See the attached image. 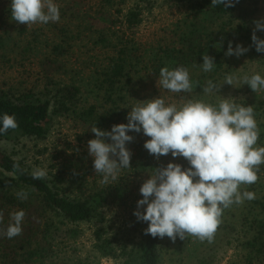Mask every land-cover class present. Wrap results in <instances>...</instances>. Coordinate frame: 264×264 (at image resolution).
Listing matches in <instances>:
<instances>
[{"label":"trees","instance_id":"16d2710c","mask_svg":"<svg viewBox=\"0 0 264 264\" xmlns=\"http://www.w3.org/2000/svg\"><path fill=\"white\" fill-rule=\"evenodd\" d=\"M130 1L68 0L59 8L60 20L48 24L49 32L54 34L53 45L40 52L37 44L41 40L36 35L18 53L22 68L23 62H33L37 54L43 55L37 83L0 89V118L7 113L14 115L18 123V128L0 133V264H101L102 260L114 264H165L164 237L146 234L148 223L138 221L134 211L137 201L143 198L139 191L142 183L155 173V168L172 162L171 153L157 160L144 148L150 137L142 131H130L134 140L126 147L132 153L131 167L121 169L117 180L102 185V174L95 172L94 158L88 153V141L95 138L90 128L95 125L111 131L115 124H127L132 108L130 95L136 89L135 76L144 73L160 84L163 67L188 69L193 90L185 95L186 100L216 105L219 98L205 94L203 88L209 80L219 86L224 79L225 63L231 57L225 55L229 42L233 49L237 44L254 47L251 37L260 0H237L231 7L212 6V0H187L183 25L156 46H145L135 39V31L143 22V10L137 3L129 7ZM6 3L2 15L11 19V0ZM260 34L256 33L258 37ZM84 38H93L94 48L111 54L108 64L96 66L86 84L99 100L88 107H84L82 85L69 80L66 63L75 54V45ZM204 54L214 57L216 64L210 72L201 68ZM263 105L254 108L258 120L263 117ZM54 116L71 122L77 131L76 144L68 143L67 149L59 152V161L47 172L46 179L34 180L32 169L22 159L8 154L1 142L16 136L45 139ZM258 125L260 147L264 146V123ZM179 162L183 168L190 167L186 160ZM14 163L24 170L22 174L13 169ZM263 174L264 164L257 175L260 178ZM257 183L258 180L241 188L254 192L256 198L236 204L242 208L241 228L245 236L243 241L238 240L244 252L240 264H264V196L257 194ZM21 190L28 193L26 200L17 198L16 193ZM117 209L132 217V231H114L118 222L108 216ZM19 210L26 214L22 233L9 239L4 233L12 223L11 214ZM84 225L93 229L91 248L95 263L54 262L61 248L82 238ZM204 245L205 241L193 236L186 235L184 240L178 237L174 253L182 258H199ZM200 264L207 263L201 260Z\"/></svg>","mask_w":264,"mask_h":264},{"label":"clouds","instance_id":"9594fccd","mask_svg":"<svg viewBox=\"0 0 264 264\" xmlns=\"http://www.w3.org/2000/svg\"><path fill=\"white\" fill-rule=\"evenodd\" d=\"M237 0H212V6H234ZM11 19L19 24H48L60 20L59 6L54 0H11ZM252 42L255 50L264 53V40L256 31H264V20L254 21ZM249 49L237 44L235 49L229 42L227 56L237 58ZM214 57L203 55L201 68L210 72L215 66ZM234 75L225 76L224 84L233 85ZM243 84L253 92L264 89V77L259 73L244 75ZM159 83L172 93H190L193 84L189 71L183 66L174 69L163 67ZM222 86V85H221ZM211 80L203 88L205 94L220 91ZM127 124H115L111 131L93 125L90 130L95 138L88 141V153L93 157L96 173L102 174L100 183L107 185L118 178L119 171L131 167V151L127 143L134 140L130 131L150 137L144 148L157 160L171 153L172 157H183L190 165L183 168L169 162L155 168V173L144 181L139 189L142 199L137 201L134 211L138 221L147 222L146 234L153 237H169L173 242L186 235L199 240H211L221 222L224 209L233 204L253 200L252 191H241L242 185H251L259 179L257 173L264 164V146L257 147L259 128L253 106L237 104L228 98L213 105L203 100H187L179 106L166 104L156 97L134 105L127 115ZM0 133L18 128L14 115L5 113L0 118ZM110 141V142H108ZM13 169L24 172L18 163ZM45 168H34V180L47 178ZM17 198L26 200L28 193L19 191ZM144 211H140L144 207ZM23 210L11 214L5 231L7 238L22 233ZM2 220V214H0Z\"/></svg>","mask_w":264,"mask_h":264},{"label":"rangeland","instance_id":"374dc122","mask_svg":"<svg viewBox=\"0 0 264 264\" xmlns=\"http://www.w3.org/2000/svg\"><path fill=\"white\" fill-rule=\"evenodd\" d=\"M54 2L59 8H62L68 0H54ZM5 3L6 0L0 2V89H8L10 86L19 88L21 85L28 87L36 84L41 77V68L38 64L43 60V55L37 54L33 62H23L24 67L22 68V64L18 62L20 60L18 53L25 48L28 42L34 40L36 35L41 40L37 44L40 52L45 49L47 51L48 47L53 45L52 35L54 34L49 32V23H37L28 26L2 15ZM136 3L143 10V22L135 31V39L145 46H156L168 38L172 31L183 25L188 10L187 0H131L128 4L131 7ZM255 18L264 20V0H260ZM21 30L24 31L21 32ZM256 33H261L259 38L264 40V32L257 30ZM92 42L93 38H84L83 41L78 42L74 47L75 54L66 61L67 68H69V80H75L83 87L84 107L99 101L86 84L88 81L90 82L97 69L96 66L108 64V58L111 56L108 50L99 47L94 48ZM243 47L247 48L246 46ZM225 71V76L231 74L237 79L233 81V85H228L224 84V77L219 85H222L220 91L212 93L219 98L215 104L224 98L244 106H253V108H258L264 104V89L253 92L247 84H243L242 80L244 75L251 76L255 73L264 77V53L257 52L254 46L238 58L231 56L226 60ZM135 77L136 89L130 95L132 107L137 103L156 97L163 98L166 104L175 103L178 106L187 101L185 95L188 93H172L165 90L151 77H145L144 73H139ZM261 115H263L261 119L255 118L257 125L264 123V105ZM76 134L77 131L72 127L70 121L54 116L50 120L49 132L45 139L37 140L16 136L12 140L2 141L1 147L14 158L22 159L32 170L39 167L45 168L49 172L52 171V166L59 161L57 159L59 152L66 150L68 143L76 144ZM171 159L172 163H178L182 166L183 163H180L179 160H186L183 157H172ZM244 187L246 185L241 186V188ZM257 194L260 197L264 196V174L258 179ZM145 207H142L140 211H144ZM241 212L242 208L236 204L224 209L221 222L213 238L210 241L203 240L205 245L200 249L199 258L188 259L183 257L185 258L183 259L181 255L174 253V244L178 237L173 242L165 236L163 239L165 264H200L201 260H205L207 264H240L244 252L242 248H239L238 240L243 241L245 237L241 228ZM108 217L118 222L117 226L114 227L115 232L119 230L126 233L132 231L134 220L129 215L122 213L121 210L117 209ZM134 217L136 218L135 215ZM222 226H226V229ZM231 229L236 231L233 232ZM82 230V238L76 243L61 248L57 252L54 262L83 261L95 263V254L91 248L93 229L84 225ZM101 264L114 263L110 260H102Z\"/></svg>","mask_w":264,"mask_h":264}]
</instances>
